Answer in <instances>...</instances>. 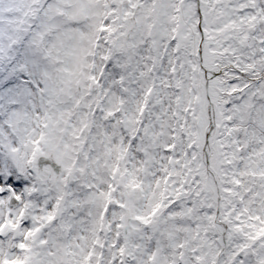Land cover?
<instances>
[{
	"label": "snow or ice",
	"instance_id": "snow-or-ice-1",
	"mask_svg": "<svg viewBox=\"0 0 264 264\" xmlns=\"http://www.w3.org/2000/svg\"><path fill=\"white\" fill-rule=\"evenodd\" d=\"M0 264H264V0H0Z\"/></svg>",
	"mask_w": 264,
	"mask_h": 264
}]
</instances>
